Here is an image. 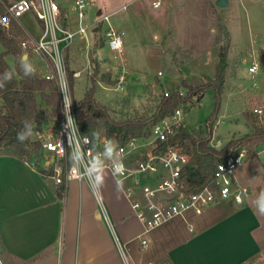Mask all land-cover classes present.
Instances as JSON below:
<instances>
[{
	"label": "rangeland",
	"instance_id": "374dc122",
	"mask_svg": "<svg viewBox=\"0 0 264 264\" xmlns=\"http://www.w3.org/2000/svg\"><path fill=\"white\" fill-rule=\"evenodd\" d=\"M85 1L83 24L88 28V42L77 38L72 57L69 56L71 48L68 53L72 72L73 69L83 71L78 79L80 85L75 88L77 100L92 86V76L98 69L96 98L114 117L152 111L161 87L166 91L181 87L186 93L182 86L185 79L193 83L194 78L214 77L219 51L229 45L225 88L212 145L220 149L230 139L250 131L245 111L264 114V0H229L224 7L218 6L217 0H164L159 8L153 6V0ZM75 2L60 0L72 26L76 27ZM100 10L102 14L98 15ZM104 15H109V20L98 23ZM18 22L35 37L42 33L33 11L22 15ZM110 25L122 34L125 44L122 53L112 52L105 43ZM6 58L13 66V56ZM33 63L35 68L36 62ZM254 63L257 69L251 72L249 68ZM40 69L52 73L49 67L40 66ZM121 77H124L122 83ZM181 107L189 128H205L216 108L215 91L208 89L200 101L192 98ZM1 152L13 153L9 148L0 149ZM234 176L235 187L245 191L243 201L253 206L257 197L264 194V147L253 155L246 154ZM233 200V196L224 199ZM257 215L261 220L257 233L264 250V216Z\"/></svg>",
	"mask_w": 264,
	"mask_h": 264
},
{
	"label": "crops",
	"instance_id": "0c3cea01",
	"mask_svg": "<svg viewBox=\"0 0 264 264\" xmlns=\"http://www.w3.org/2000/svg\"><path fill=\"white\" fill-rule=\"evenodd\" d=\"M27 59L36 62L41 75L47 73L40 66L51 70L38 54ZM99 171L104 178L99 190L87 179L73 180L61 196L50 173L1 152L0 253L5 264H264L257 233L261 220L249 203L221 200L202 214L177 216L154 229L144 248V225L124 188L109 169Z\"/></svg>",
	"mask_w": 264,
	"mask_h": 264
},
{
	"label": "built area",
	"instance_id": "2783aa9c",
	"mask_svg": "<svg viewBox=\"0 0 264 264\" xmlns=\"http://www.w3.org/2000/svg\"><path fill=\"white\" fill-rule=\"evenodd\" d=\"M152 3L159 8L164 5V0H153ZM75 4L78 8L76 27L72 26L60 0H13L5 13L0 15V25L9 28L12 19L19 20L25 13L33 11L42 26L39 37L24 28L28 38L22 42L27 54L31 50V54H38L48 61L52 73L43 76L55 81L62 102L61 120L39 134L44 153L40 163L42 168L50 170L57 184L85 180L82 174L87 175L92 167L109 169L124 188L133 213L143 222L140 243L144 248L149 246L154 229L177 216H185L188 212L202 214L208 207L232 196L237 202H242L245 191L239 186L235 187L234 171L244 162L245 150L218 164L215 171L216 190L205 187L197 193L185 191L182 176L191 154L179 145L168 143L186 124L183 107L151 124L149 135L132 137L124 144L107 136L94 143L89 135L80 131L66 58L77 38L88 42V28L83 24L87 2L76 0ZM103 20L108 21L109 15L99 18L98 23ZM105 36V43L112 52H123L125 44L118 30L110 25ZM256 69V63L249 68L251 72ZM82 73L81 70H74L73 76L78 79ZM120 79L122 83L124 77ZM168 93L165 92L166 95ZM67 121L73 127L72 137L70 129L66 127ZM109 144L115 145L111 155L106 152ZM117 168H123V172L118 173ZM99 200L103 206L101 196ZM0 264H5L1 253Z\"/></svg>",
	"mask_w": 264,
	"mask_h": 264
},
{
	"label": "trees",
	"instance_id": "16d2710c",
	"mask_svg": "<svg viewBox=\"0 0 264 264\" xmlns=\"http://www.w3.org/2000/svg\"><path fill=\"white\" fill-rule=\"evenodd\" d=\"M10 3L9 0H0V15L5 13ZM27 38L26 30L16 19H12L9 28L0 25V40L4 46V50L0 51V80H3L5 71L12 74V80L5 81L4 88L0 89V149H11L18 158L33 163L42 173L47 174L50 170L40 165L44 153L38 133L61 120L62 102L59 88L54 80L39 74L31 64L34 73L25 74L21 60L27 52L23 49L22 42ZM228 47L219 51L220 60L214 77L194 78L193 83L185 79L182 86L186 89V93L181 87H176L166 95V90L161 87L157 93V104L152 111H145L143 114L137 112L135 115L122 118L114 117L108 107L96 98L98 69L92 76V86L87 89L85 96L81 100L75 98L76 80L67 56V70L80 131L89 135L94 143L102 136H107L115 139L119 144H124L132 137L149 135L151 124L166 118L192 98L200 101L208 89H213L216 108L209 117L207 127L191 129L185 124L168 143L179 145L191 154L182 176L186 192L197 193L205 187L216 190L215 171L221 161L242 150L248 155H253L264 147V114L261 116L251 110L244 113L250 125L248 133L230 139L220 149L211 143L225 88ZM30 51H28L29 56H31ZM7 55L13 56V66L7 61ZM27 60L29 62V59ZM25 121L31 123L32 133L21 143L17 139V134L24 129ZM65 184H58L61 196L65 193Z\"/></svg>",
	"mask_w": 264,
	"mask_h": 264
},
{
	"label": "clouds",
	"instance_id": "9594fccd",
	"mask_svg": "<svg viewBox=\"0 0 264 264\" xmlns=\"http://www.w3.org/2000/svg\"><path fill=\"white\" fill-rule=\"evenodd\" d=\"M21 66L23 70L25 71L26 75H31L34 73V68L30 65L28 60L26 58H23L21 60ZM12 80V74L8 71L4 72L3 80H0V89H3L5 86V81L10 82ZM67 128L70 129L71 137L74 135L73 127L69 122L67 121ZM32 133V125L30 122L25 121L24 122V129L17 134V139L21 143L26 141ZM115 151V145L109 144V146L106 148V152L108 155H111ZM118 173L123 172V168H117L116 170ZM82 178L87 179L89 184L93 187L94 190H99V188L104 183V178L100 174V171L96 167H92L89 169L88 174L84 175L82 174ZM253 210L255 213L264 216V194H261L257 199L253 202Z\"/></svg>",
	"mask_w": 264,
	"mask_h": 264
},
{
	"label": "water",
	"instance_id": "95a60500",
	"mask_svg": "<svg viewBox=\"0 0 264 264\" xmlns=\"http://www.w3.org/2000/svg\"><path fill=\"white\" fill-rule=\"evenodd\" d=\"M216 3H217L218 6L224 7V6H227L229 4V0H217ZM101 13L102 12L99 11L98 12V15H100ZM23 58H26L27 59V54L24 55Z\"/></svg>",
	"mask_w": 264,
	"mask_h": 264
}]
</instances>
